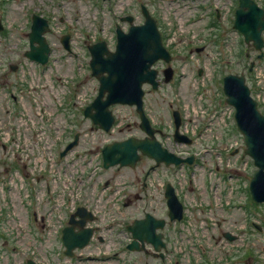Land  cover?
I'll return each mask as SVG.
<instances>
[{
	"label": "rangeland",
	"instance_id": "1",
	"mask_svg": "<svg viewBox=\"0 0 264 264\" xmlns=\"http://www.w3.org/2000/svg\"><path fill=\"white\" fill-rule=\"evenodd\" d=\"M255 1L260 6H264V0ZM140 4H144L151 14L156 16L161 32L171 45L170 65L177 71L176 80L161 84L158 90H152L144 85L146 93L143 98L147 113L153 123L163 124L164 131L169 134L170 111L173 108L180 109L183 114L184 111L187 112V126L195 129V135L205 125V131L202 132L204 138L197 137L196 141L186 147L195 149L203 155L198 159L197 167L189 175L190 179L185 171L175 173L179 175L177 184L179 187L183 185L182 193L181 191L179 193L190 205L187 207L188 224L182 230L178 242L173 243V248L179 252L182 250L186 259L188 256L192 260L199 259L200 264L227 262L264 264V227L261 226V230H257L252 224L260 223V220L264 221V205L253 203L247 195L248 182L256 167L249 156L243 154L244 146L240 134L230 117L212 115L211 124L215 121L217 127L214 123L209 128L206 126L209 121L208 116L204 115L206 104L211 98L219 96L215 102L212 100V104L215 103L216 108L224 105L223 94L220 86L213 87L209 84L200 98L202 88L199 84L203 79L196 75L199 65L210 62L207 71L213 70L216 76L228 56L230 59L235 58L237 63L254 60V73L246 78V83L252 94L259 97L260 108L264 112V55L260 59L256 58L259 51H256L251 44L245 45L241 35L232 28L236 0H0V19L2 18V24L6 28L4 34L0 35V66L5 68L0 75V120L5 130L11 129L9 135L12 133L15 137L9 140L12 141L9 146L0 145V177L2 170L20 166L21 174H26L28 171L29 175L34 177V181L39 183L37 184L39 191L33 189V194L40 193L41 200L48 202L49 198H52L51 204L55 203L56 191H50V195L47 196L45 188L50 185L49 187L54 190L64 184L55 185L46 176L37 178L38 172L24 165L29 166L30 162L46 155L42 151L43 143L48 146L53 145V151L57 152L71 136L68 129H75L80 134L75 149H88L87 156L92 159L93 165L99 162L90 181L86 182V186L81 185L80 191H84L86 197L91 196L92 191L100 193L103 189L101 184L107 179L109 183L106 191H111V188L112 191H126L122 196L133 201L130 206L122 207L116 199L119 195L113 198L112 193L108 196V202L105 200L106 196H103L102 205L106 203V212H98V218L101 219V224L104 222L111 228L107 231L109 240L103 247V250L109 252L106 261L66 262L64 258H60L61 250L57 249L61 247L59 234L55 231L52 234L53 231H47L46 227L40 229L37 224L29 228L26 225L25 213L23 224L16 222V227L4 228L13 232L8 239H0V264H26V260L32 259L30 257L32 255L38 262L44 264H119L122 258L119 257V253H113L121 251L118 249L120 244L118 237H115L117 227L123 229L120 233L121 237L127 238L125 225L145 212L166 218L167 208L162 191L148 184L145 189L141 188L142 171H145L152 161L143 160L134 168L103 169L100 165L99 152L103 144L128 136H143L134 107L121 104L110 106L116 124L108 132L103 131L81 114L84 107L94 99L98 90V81L90 74L88 67L87 38L102 37L103 32L111 37L115 23H119L125 29L128 24L119 20L121 15L131 14L134 17L133 22L140 23L143 19ZM32 13L45 17L51 27L45 34L51 50L49 62L44 67L35 65L24 56V51L28 49L27 33L30 30ZM64 33L70 34L72 53L64 50L60 43V37ZM114 42L112 39L109 45ZM203 45L205 47L202 53L196 51V47ZM186 46H189L190 50ZM245 52L250 54V58L245 56ZM161 64L158 61L156 67ZM9 65H16V69L10 71ZM229 70L232 73H243V68L238 64H232ZM244 75L248 76L246 72ZM256 80L263 89L260 94ZM65 82L67 88L64 86ZM65 95L67 96L64 98ZM13 96L19 98L16 106L20 101L28 104L30 109L28 114L21 117L20 112L12 115L9 113L13 109L11 103ZM41 105L42 107L39 108ZM61 105L62 109L59 108ZM25 116L31 123L29 129L25 125ZM228 118L230 122L227 121ZM19 133L25 134L27 139V142L20 147L17 142ZM59 136L60 140L55 142ZM164 139L168 140L165 136ZM211 143H215L212 152L217 148L219 150L225 148L226 152L224 154L219 152V155L221 154L219 158L216 153L210 157L209 152H205L204 148L210 149ZM231 144H234L233 151L236 152L234 154L227 153ZM26 152L32 157L28 158L22 154ZM8 154H14L12 160L8 158ZM20 157L24 159L18 160ZM157 167L154 175H157L160 183L163 179H167L170 170L167 171L169 168L164 165ZM220 171L223 176L219 174ZM169 175L175 177L174 173ZM75 176L77 181L78 178L87 177L85 174L79 177L75 174ZM207 179H210L208 186H212L210 191L216 197L215 201L210 194L207 197L209 192ZM73 180L67 185L68 187L74 186ZM136 193L139 195L146 193V197L136 200L134 198ZM202 200L206 204L198 207L197 202ZM37 204L40 212L44 210L43 206L48 205L40 202ZM17 205L20 210L21 203ZM32 207H36L34 198ZM110 207L113 208V212L109 210ZM118 208L120 212H116ZM64 211H67L66 208ZM116 213L122 217L118 220L120 225L116 223L111 226L110 220L116 216ZM226 232L234 238L227 239L224 236ZM13 241L15 246L11 243ZM96 245L98 244H90L81 251H97ZM246 252L248 253L245 254ZM127 255L134 256L131 253ZM133 258L136 260L135 256Z\"/></svg>",
	"mask_w": 264,
	"mask_h": 264
},
{
	"label": "water",
	"instance_id": "2",
	"mask_svg": "<svg viewBox=\"0 0 264 264\" xmlns=\"http://www.w3.org/2000/svg\"><path fill=\"white\" fill-rule=\"evenodd\" d=\"M144 22L131 24L127 32L117 27V42L114 51H108L103 41L88 46L91 55L90 66L92 74L99 81L98 94L93 102L86 107L84 115L89 116L94 124L108 131L114 121L109 106L114 103L134 105L140 115V127L150 136L143 139L129 137L122 141H114L102 149L104 167L119 164L120 166H133L139 158L138 150L143 154L155 158L157 162L163 160L167 164L178 163L179 159L165 153L160 143L153 137V129L149 125L142 107L144 82L152 84L155 88L156 70L151 65L159 58L169 61L170 54L161 41V35L155 19L142 6ZM130 22L132 18L126 17ZM233 26L243 34L246 42H252L256 49H261L263 40L261 32L264 29V10L252 0H239L235 10ZM1 28V27H0ZM49 29L47 20L39 15L32 16V24L28 33L29 50L25 56L29 59L45 63L49 46L44 33ZM63 46L69 50L68 36L61 39ZM167 80L171 74L166 72ZM224 91L228 95L227 101L236 107V121L239 131L242 133L245 144V153L253 158V163L258 170L250 180L249 189L255 201L264 200V116L256 108V101L249 95V88L244 84L243 76L228 75L224 81ZM106 93V94H105ZM179 121L176 116V125ZM78 133L74 140L69 143L60 153V156L72 146L76 145ZM184 140L188 141L187 138ZM171 216H180V204L173 195H167ZM85 209L80 207L77 214L83 216ZM73 216L70 218L72 222ZM80 221V226H83ZM162 224L161 220L154 219L150 214L145 218L137 219L129 227L133 238L153 241L157 248L160 242L153 235L156 226ZM91 229H81L73 232V226H67L63 230L62 240L67 247V254L75 246L83 247L91 234ZM130 248H136L133 240ZM29 264H34L29 261Z\"/></svg>",
	"mask_w": 264,
	"mask_h": 264
},
{
	"label": "flooded vegetation",
	"instance_id": "3",
	"mask_svg": "<svg viewBox=\"0 0 264 264\" xmlns=\"http://www.w3.org/2000/svg\"><path fill=\"white\" fill-rule=\"evenodd\" d=\"M204 45L201 47H196V51H200V53H202V50L204 49ZM190 50V48H189ZM251 62V61H250ZM234 64L236 65L235 62L230 61L229 59H227L225 62H223V75L220 78V84L222 83L223 80V76L230 72L229 68L230 66ZM210 66V62H207L204 65H199V68L197 69L196 75L197 77H202L203 82L199 84V86L201 84H203V91L205 90V87L208 86L209 84L212 85L213 87H218L219 86V77H220V73L219 71H217L216 76H214V71L210 70L207 71V69H209ZM240 68L245 69V65H242L239 63L238 65ZM174 70V69H173ZM175 75V74H174ZM171 113H173V109L171 110ZM180 114V119H181V129L180 131L182 133H187L189 134V132L187 130L183 129V124L184 122H187V120L184 119L183 114L179 111ZM172 120H173V116H172ZM202 133V132H201ZM192 141L194 142L195 138L193 136H190ZM150 160L151 159L149 157H145V156H141V159L138 163H141L143 160ZM137 163V164H138ZM153 167L151 164L148 165V167L146 168L145 171H142V185L141 188L145 189L146 188V179L148 178L150 172L153 170ZM146 197V193H144L143 195H139L138 193L134 194V198L136 200H140L142 198ZM133 203V201L129 198H124V201L122 202V205L124 206H130ZM110 211L112 212L113 209L110 207ZM138 211V210H137ZM117 212H119V209L117 210ZM69 217V215H68ZM116 217L120 218L118 216V214L116 215ZM67 216L64 215L63 218L61 219L62 221L60 222L59 226H57L55 228L56 232L59 230V235L61 234V230L62 228L65 226V221H66ZM133 221V220H132ZM86 226L93 228V233L91 235L89 244H91L92 242H99L102 243L104 241L103 237L100 235V230L105 232V230H107L106 226L100 225V222L97 221V217L95 216L94 221L91 222H86ZM80 228L78 226H75V231H78ZM124 231L126 233V235L129 237V232L127 231L126 225L124 227ZM123 232V229L121 228H117L116 229V237H118V235H120V233ZM161 233L163 235V240L165 242L164 244V250L162 251V254H158L156 252L153 251L152 246L145 244V250L140 251V252H130L131 254H134V256L136 257V260L132 257L129 258H122L121 260H119V264H200V260L199 259H194L191 260L190 257H188L187 259L185 257H182L181 260H177L175 259L174 261L172 260V254H171V250H170V246L167 245V243H170V238L172 236V230L170 228L169 224H166L164 226V228L161 230ZM139 242V241H137ZM77 251V250H76ZM74 256H78V258L81 260L83 259L82 257V253L81 252H75L72 257ZM92 258V257H90ZM226 264H230V263H226Z\"/></svg>",
	"mask_w": 264,
	"mask_h": 264
}]
</instances>
